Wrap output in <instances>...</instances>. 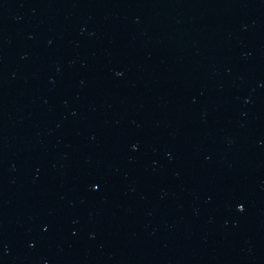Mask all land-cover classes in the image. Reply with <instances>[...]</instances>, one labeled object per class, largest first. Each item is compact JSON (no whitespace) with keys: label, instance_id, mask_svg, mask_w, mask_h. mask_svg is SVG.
Returning <instances> with one entry per match:
<instances>
[{"label":"water","instance_id":"95a60500","mask_svg":"<svg viewBox=\"0 0 264 264\" xmlns=\"http://www.w3.org/2000/svg\"><path fill=\"white\" fill-rule=\"evenodd\" d=\"M0 264H264V0H0Z\"/></svg>","mask_w":264,"mask_h":264}]
</instances>
